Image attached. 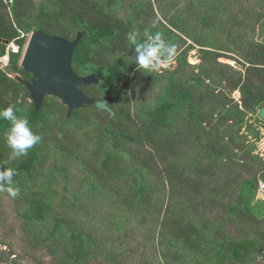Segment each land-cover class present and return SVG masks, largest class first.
<instances>
[{"label": "rangeland", "instance_id": "obj_1", "mask_svg": "<svg viewBox=\"0 0 264 264\" xmlns=\"http://www.w3.org/2000/svg\"><path fill=\"white\" fill-rule=\"evenodd\" d=\"M15 1L7 4L11 14ZM33 1L37 6L32 24L39 23L44 16L43 7L54 5L51 0ZM146 3L147 10L149 7L155 14L151 26L170 28L179 35L169 41L177 45V53L157 71L139 76L138 88L131 93L132 99L139 100L132 102V113L141 112L145 105L156 106L161 98H173V84L185 80L198 84L195 91L202 97L198 103L206 121L188 118L193 109L183 108L180 125L170 132V140L180 147L179 154L158 160V174L147 179L151 182L153 208L139 213L121 208L110 192L90 190L96 179L92 173L101 168L100 149L95 144L102 136L99 127L107 125L115 111L86 105L81 107L80 117H76L69 113L63 99L47 95L45 99H50L52 105L45 113L53 116L51 121H69L65 131L70 135L55 139L46 148L45 141L40 139L29 150L38 148L44 162L37 163L34 178L21 177L24 182L16 197L9 195L7 186L0 187V264H76L69 242L60 244L50 237L44 239V230L49 232L51 228L28 220L34 193L50 196L56 212L73 217L94 233L98 245L94 247L91 264H211L221 263L218 260L232 254L238 243L258 242L264 248V102L256 104L250 100L258 86L254 67L264 62V0H121L114 14L129 20L135 17L136 7ZM33 27L21 30L27 41L38 31L36 25ZM140 29L136 32L139 42H146L154 34L148 29L139 32ZM0 43L5 45V52L0 55V72L21 84L18 101L35 102L29 89L35 77L31 73L27 80L14 68L17 60V67L24 69L26 45L14 54L9 52L6 41ZM122 54L134 60L135 52L128 50ZM91 74L99 80L90 85L104 93L105 81L97 72L87 75ZM123 102L127 107V99ZM143 115L148 116L146 112ZM143 115L141 112L142 118ZM58 130L54 126L53 131ZM64 145L83 149L79 157L72 158L61 148ZM220 145L227 148L229 157H220L216 162ZM107 147L113 149L112 142ZM141 148L135 147L139 151ZM125 155L130 158L128 152ZM172 163L170 171L178 165L183 178L194 177L196 182L168 180L166 166ZM232 205L251 211L257 221L234 218L230 213ZM167 215L202 222L211 234L230 241L212 261H199L170 242L165 233L167 227H162ZM250 264H264V249Z\"/></svg>", "mask_w": 264, "mask_h": 264}, {"label": "trees", "instance_id": "obj_2", "mask_svg": "<svg viewBox=\"0 0 264 264\" xmlns=\"http://www.w3.org/2000/svg\"><path fill=\"white\" fill-rule=\"evenodd\" d=\"M51 1L54 5L43 7L41 10L44 16L40 18L39 23L32 24V16L37 6L33 0H16L12 7V14L7 11V3L0 0V40L9 42L15 40L22 49L27 39L21 36V30L29 31L34 28V25L37 30H44L49 34L63 36L70 40L75 39L79 32L83 33L74 51V70L80 75L97 72L98 76L105 81V92L96 91L92 85L80 88L89 92V96L97 100H108L110 107L115 111L109 123L99 127L102 136L96 139L95 144L100 149L101 168L92 173L96 179L93 180L90 190L110 192L119 202V206L128 211L148 212L153 205L149 184L151 182L147 179L158 174V160L178 156L180 147L170 140V132L171 129L180 125L184 116L183 108L192 107L193 113L188 118L206 121V117L201 113V104L198 103L202 97L198 95L199 91H195L198 84H190L185 80L173 84L176 88L173 98H161L154 107L142 106V115L146 112L147 118L144 115L142 118L139 110L133 114L132 102L139 100L132 99L131 93L138 88L139 76L146 74L147 71H136L134 60L122 53L128 50L134 52V45L129 43L127 34L132 31L137 32L138 28H141L139 32L147 29L153 31V35L160 32L167 42L179 35L170 28L159 29L150 25L154 23L155 14L149 11V7L147 10L148 3L143 7H136L134 18L124 20L114 14L121 0ZM2 45L0 43V46ZM4 46L0 49V55L5 52ZM259 64L262 66L254 67L258 73L257 90L250 98L256 104L264 102V62ZM14 68L27 80L32 77L30 72L17 67V60ZM246 80L249 82L250 78ZM21 89L18 81L0 72V110L14 105L19 110L17 114L26 116L32 131L45 141V148L55 139L62 140L63 136L70 135L68 131H65L69 121H63V119L51 121L53 116L45 113V109L52 105L50 99L46 98L44 107L37 110L35 102L18 101L17 96ZM125 99L128 102L127 107L123 102ZM81 110L83 109H76L73 114L80 117ZM98 112L101 113V111ZM44 117L47 121H41ZM139 119L144 121V124L138 121ZM9 126L8 121L0 118V170L14 168L18 174L13 176L12 187L20 189L24 182L21 177L24 180L34 178L36 165L39 161L44 162V155L40 154L36 148L29 151L27 156L10 161V149L4 140V133ZM54 126L60 130L54 132ZM87 126L91 127L88 124ZM89 138L93 139V137ZM108 142H112L113 149L107 147ZM214 145L217 146L215 143ZM137 146L142 147L140 151L135 149ZM61 148L72 158L79 157L83 149L81 146L73 149L66 145ZM218 151L214 161L218 162L220 157H229L227 148L222 145L218 147ZM125 152L130 154V158L126 157ZM172 166L173 163L166 166L168 180L171 182L179 180L188 184L196 182L194 177L183 178V170L179 171L178 165L175 170L170 171ZM49 197L39 193L31 194L28 220L48 225V229L51 228L49 232L44 230L46 233L43 236L44 239L50 237V240L53 239L60 244L69 242V246L73 249L71 256L75 258L76 264H91L95 255L94 247L98 245L97 237L85 226L77 223L73 217L56 212ZM230 213L238 220L257 221L254 213L239 205H232ZM112 218L115 219V216ZM162 227H167L165 233L171 243L182 247L199 261H212V257L230 241V239L217 238L202 222L187 220L182 215H167L162 221ZM116 228L123 227L116 225ZM263 249L258 242L238 243L232 254L218 260L221 263L211 264H250L261 255Z\"/></svg>", "mask_w": 264, "mask_h": 264}, {"label": "water", "instance_id": "obj_3", "mask_svg": "<svg viewBox=\"0 0 264 264\" xmlns=\"http://www.w3.org/2000/svg\"><path fill=\"white\" fill-rule=\"evenodd\" d=\"M82 37L83 33L79 32L75 39L69 40L44 30L35 31L29 37L22 65L25 71L35 77L33 83L29 84V89L37 110L43 107L47 95H56L66 102L70 114L86 105H96L114 113L107 101L97 100L80 88L99 80L96 74L80 75L74 70V51ZM261 116L264 117V107L261 109Z\"/></svg>", "mask_w": 264, "mask_h": 264}, {"label": "clouds", "instance_id": "obj_4", "mask_svg": "<svg viewBox=\"0 0 264 264\" xmlns=\"http://www.w3.org/2000/svg\"><path fill=\"white\" fill-rule=\"evenodd\" d=\"M137 36L136 31L127 34L129 43L134 45L136 71L155 72L162 65L170 62L177 53V45L167 42L160 32L149 36L146 42H138ZM18 111L14 105L0 110V118L10 124L4 133L5 143L10 149V161L27 156L28 151L41 139L32 131L27 117L18 115ZM17 174L14 168L0 170V187L7 186V191L13 198L19 194V189L12 187L13 176Z\"/></svg>", "mask_w": 264, "mask_h": 264}, {"label": "built area", "instance_id": "obj_5", "mask_svg": "<svg viewBox=\"0 0 264 264\" xmlns=\"http://www.w3.org/2000/svg\"><path fill=\"white\" fill-rule=\"evenodd\" d=\"M8 5L13 4L15 0H4ZM22 32V31H21ZM22 37L25 36V33L22 32ZM9 52H13V53H19L21 46L19 45L18 42H16L15 40L8 42L7 43Z\"/></svg>", "mask_w": 264, "mask_h": 264}]
</instances>
